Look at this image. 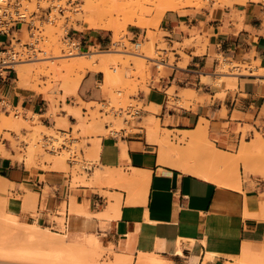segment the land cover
<instances>
[{
	"label": "crops",
	"instance_id": "obj_1",
	"mask_svg": "<svg viewBox=\"0 0 264 264\" xmlns=\"http://www.w3.org/2000/svg\"><path fill=\"white\" fill-rule=\"evenodd\" d=\"M129 33L132 43L140 37L139 42H143L146 37V30L130 29ZM67 35L79 43L80 52H88L89 46L110 48L112 41V32L101 28ZM158 36L157 44L166 45L161 49L166 57L159 60L165 65L162 69L153 65L147 89H139L133 97L142 104L140 117L129 121L128 128L118 134L97 136V162L90 172L98 169L106 175L94 176L93 185L76 188L77 201L84 203V208L99 213L111 202L118 204V214L101 215L107 219L101 227L100 218L88 217L85 208L87 213L74 224L86 234L96 233L102 247L132 255L134 262L141 251L147 254L146 261L152 254L165 264H264V0L239 1L215 9L211 5L199 9L187 5L167 10ZM220 58L248 64L247 72L226 74L227 78L217 83ZM103 78V72L88 70L76 93L60 102L62 111L56 117L67 116L70 124H76L77 117L68 114L64 105L72 111L80 107L84 113L83 103L102 102ZM187 89L194 93L186 98ZM1 99L12 108L21 107L37 115L32 124L35 127L53 128L57 123L48 114L50 103L45 93L19 86L17 69L0 81ZM148 116L158 119V138L166 137L174 144L184 132L204 133L202 137L210 146L230 155L247 144L238 159L203 162L217 179H226L229 167L234 168L235 175L238 165L239 187L233 185L234 178L223 184L213 176L176 165L177 154L162 151L160 143L148 141ZM104 127L107 129L106 124ZM19 129L22 136L33 130L25 126ZM10 134L18 139L16 132ZM3 144L0 176L14 184V195L27 191L37 194L39 218L48 223L50 213L71 194L69 176L45 161L32 159L27 164L24 140L21 150L9 139ZM86 146L90 148L92 142ZM179 146L185 148L186 141ZM119 170L124 177L115 174ZM46 187L49 190L45 194ZM100 203L97 209L95 205ZM10 204L13 214L32 219L22 201Z\"/></svg>",
	"mask_w": 264,
	"mask_h": 264
},
{
	"label": "rangeland",
	"instance_id": "obj_2",
	"mask_svg": "<svg viewBox=\"0 0 264 264\" xmlns=\"http://www.w3.org/2000/svg\"><path fill=\"white\" fill-rule=\"evenodd\" d=\"M134 1L142 2L144 0H130L129 2H134ZM150 1L151 2L153 1L155 4H157L158 2V0H150ZM181 1L182 4L177 10H179L180 8L183 9L184 6L187 5L194 6L197 9L211 5L213 9H215L218 6H223L225 4H232L234 2L245 1V0H190V4H186L185 0H181ZM84 3H85L84 0H30V1L26 0L24 2V7L27 9L28 13H31L32 11H36L37 13L34 17H32V20L34 21V24L36 25L37 29L33 32L34 36L33 38H31L30 33L27 32L23 26L24 29L20 37L21 43L33 42V47L31 46L29 48L28 46L26 49H24V50H28L31 55L30 58H25V61L27 60L29 61L30 59H33L36 56L40 57L41 55H50L52 50L51 48L50 49L48 48L55 44L57 45L60 52L63 54L80 52L77 49H71V47L68 45L67 33L70 35L72 34L73 31L81 32L82 30L85 29H91V28L95 29V27H88L86 21L82 16H81L82 18L76 17V15L81 14L79 12L82 11L79 8L81 7V4ZM154 3L146 2L144 4V6L147 7V9H151V13L149 15L147 14V18L149 17L151 18L154 14V12L152 11L153 8L155 7ZM51 5H53L51 7L52 8L51 13L46 14V11H48V9L50 8V7L48 8V6ZM76 7L78 8L76 9ZM59 10H62V13H60ZM70 15L71 17L73 16L74 17L71 18ZM120 22H122V19H120ZM159 24L160 21L156 25L149 27V29L141 28L137 26L133 27L131 24H128L126 26V30L125 29L121 30L119 35H120V40L122 39V41H120L119 42L120 44H118L119 49L128 50L132 52H137L138 50L141 51L143 54L146 53L154 57L138 58L123 53L122 51L118 52L117 54H114L113 57L115 61H113L114 63L112 62L111 65H115L117 63V65L120 66L121 69L123 70L119 73L120 75L117 76L115 81H113L108 85H104V84L101 85V89L103 91L102 102L98 103L94 101L90 103H83V106L86 108V111L84 113L81 111L80 107L78 108V110L72 111L69 108V106L67 109L65 108L66 105H64V108L67 109L68 112H71L72 114H74L73 112H76L79 114L80 117H77L78 120L77 123H79V121H82L83 123V126L80 128H78L76 124H70L67 120L68 119L67 116L64 118L56 117L62 111V109L59 107L60 102H64L65 98L68 96V95L63 96L60 90H58L59 88L58 80L56 79L65 76L66 70L58 71L56 70L55 66L54 68L52 67L53 69L51 68V66H46L44 70H49V69L50 70L45 72L43 70L42 72L44 73L37 74L35 73L36 71L34 70V72L31 73L25 84L20 82L21 79L20 77H18L19 86H26L29 87L30 89L38 90L41 92L46 90L48 96L46 95L45 92L43 93H45V96L48 97L46 99L50 103V111L48 114L54 116L57 123L53 128H47V127L43 128L42 126L35 127L32 124L36 121L37 115H33L31 112L25 111L21 107H18L16 109L17 111H19L18 116L14 115L15 113L14 109L8 108V111H3L0 109V114L6 115L8 117L6 126L0 130V148L1 149L4 148L3 140L9 139L11 140L13 147L19 148L21 150L22 140H24L27 143L26 154H25L27 164L32 159H35V160H39L41 163L44 161L47 163H51L52 167L63 170L66 176H69L70 178L67 181V184L69 186L68 189L70 190L71 194L68 193L66 197H64L61 204L58 207H56L54 211L50 213L49 215L50 220L48 223H46L44 222V220L39 218V214L37 211V204H38L37 194L33 196V199L31 201L27 199L28 197L27 194H29L28 191L25 193V195H19V194L14 195L11 192V189H13L14 184L9 182L11 185L7 186V189L0 191V194L3 195L0 196V249L3 248L2 249L3 254L1 253L2 251L0 250V264H61V263L67 264L66 263L67 261L55 262L54 259L44 258V257L41 258L42 256H37V258H30L28 253L32 255L31 253L33 252H31L30 250L32 249L34 250V245H32L30 242H29L30 244L27 243L28 241H30L29 239H27L29 238L26 232L28 231V229L27 228L24 229V227H22V225L19 223L23 221H29V222L37 221V223L43 228L47 227L51 231L62 233L60 231L61 229L58 227L57 216L62 215L61 212L65 209L66 205H68V203L72 198L77 200V196L75 195L77 186L94 184V175L93 172H90V169L97 162L96 160L97 154L95 155V157L89 156V150L94 145L93 141L96 140V138H99L97 137L99 135H108L111 129H115L119 131L120 128H128V126L123 122V117L129 118L125 116L128 105H133L134 107L142 106L141 102L137 101L136 99H133V97L137 96L139 89H145V90L147 89L146 85L150 79L151 67L156 64V60H161L166 57V54L161 51L162 48H166V45L164 43L157 44V41L159 39L158 36ZM130 29L131 30L140 29L141 31L146 30V37L143 40V43H145V41L152 40L153 43L152 48L145 44L136 47L135 44H133L129 39ZM148 32L150 34V37L147 36ZM0 39L2 41H6L7 37L5 35H2L0 36ZM35 39L37 40V42L34 41ZM137 39L139 42L141 40V37ZM199 39L200 37L197 36V40ZM19 45L20 44L18 43L16 44V49H20ZM96 49L99 50L98 48ZM107 49L109 48H102V50H107ZM43 51H45L46 53H40ZM170 55L172 56V54ZM229 62H232V60L230 61V59L220 58L219 70L221 71L220 66H222V64L225 63L228 66L226 68L227 73L237 74L239 71H244V69H246L249 66L246 63L233 61L235 66L232 67V65ZM15 68H17V65L15 66ZM159 68L162 69L163 65H161ZM125 71L128 74L127 76H124ZM86 72L87 70L85 71V73ZM80 73H82V71ZM71 74L73 75L74 72ZM72 75H69V77H72ZM225 79L226 77H223L217 79L216 81L217 83H220ZM75 93L76 92H72L69 95ZM169 95H170L169 98L170 101H173L172 98L173 93L171 90H169ZM118 109L122 110L121 114L117 113ZM150 110L155 111L154 108H150ZM31 116H32V120L29 119ZM24 117L26 118V120L23 119ZM15 119L19 120V122L14 125L12 123L14 122L13 120ZM106 123L110 124L108 129H105L104 127ZM23 126L27 127L28 129L32 127L33 130L27 135L22 136L19 128ZM145 126L147 130L149 129V127L153 126L155 127L156 131H158L159 130L158 119L155 120L153 116L146 117ZM69 128H72L71 132H69ZM10 132H16L18 139L11 136ZM91 136L96 138L90 139ZM88 142H92V146L90 148L86 146ZM61 151L63 152L64 156L62 159H58L57 155ZM239 154H240V150L238 151L237 154L234 155L235 159L239 158ZM253 157L255 158V156ZM235 171L239 173L238 165L235 166ZM105 183L107 184V182ZM48 190L49 188L46 187L44 189V193L46 194ZM101 193L106 196L109 195L107 191H102ZM11 201H18V202L22 201L24 207H26L27 210L31 211L32 219H27V220L25 218L22 219L19 216L13 214L12 209L9 207L11 205L10 204ZM101 204L102 203H100L99 205H95L97 209L98 207L101 208L102 206ZM44 208H45V204L43 203L41 205V209L43 210ZM85 208L88 211V215H87L88 217H92V216L98 217L101 220L100 226L103 227L105 225L104 222L107 221V219L99 215L97 212H94L93 210L89 211L86 206ZM25 234L27 237L25 236ZM96 236L98 235L96 234ZM42 249H44V252H46L47 249L50 248L47 247L44 248L42 246ZM4 250L6 253H4ZM11 250L14 251L17 250V253L19 254L21 253L20 254L21 256L20 255H18V257H16L17 255H15V257L7 256L6 254L8 252H11ZM36 250H40V249L36 248ZM26 251H28V253L24 254L23 252ZM52 252L55 253V251ZM98 252H99L98 254L99 264H105L106 260H108V258L112 254L111 250H108L104 247H101L98 250ZM87 254H88V250L86 247L83 250L84 258H86ZM83 262H84L83 264H89L85 261ZM73 264H78V263H73ZM130 264H138V262L137 261L134 262L132 257Z\"/></svg>",
	"mask_w": 264,
	"mask_h": 264
},
{
	"label": "bare ground",
	"instance_id": "obj_3",
	"mask_svg": "<svg viewBox=\"0 0 264 264\" xmlns=\"http://www.w3.org/2000/svg\"><path fill=\"white\" fill-rule=\"evenodd\" d=\"M129 1L128 0L127 1L126 0H84L85 3L81 4V7L79 8L82 12H79L81 14L76 15V17L77 18L83 17L88 27L107 29L111 31L112 41H110L111 42L110 48L107 50H97L95 47L89 46L90 50L88 52L63 54L60 52L57 45L55 44L48 48V49L51 48L52 50L50 55H41L40 57L36 56L35 58L30 59L29 61L27 60L25 62H21L17 64L16 69H17L18 77H20L21 79L20 82L25 84L29 76L31 75V73L34 72V70L36 71L35 73L37 74L44 73L45 71L50 70V69L44 70L46 66H51V68L52 67L54 68L55 66L56 70L58 71L66 70V75L56 80H58V86H59L58 90H60L63 96H67L72 92H76V89L79 86V83L86 70L103 72L104 78H103L102 84L104 85H108L112 83L113 81H115V79L117 78L118 75H120L119 73L123 69H121V67L118 66L117 63L115 65H111V64L113 61H115L113 55L117 54L120 51H122L123 53L129 54V55H132L134 57H138V58H144V57L153 58L154 56L152 57L151 55L146 54V53L143 54L141 51H138V50L137 52H132L128 50L119 49L118 44H120L119 42L122 41V39L120 40V35H119L121 30L122 29L126 30V26L128 24H131L133 27L137 26V27L149 29V27L156 25L161 20L163 14L167 10H177L181 6L182 1L181 0H158L157 4H155L153 1L151 2L150 0H144L142 2H139V1L129 2ZM185 1H186V4H190V0H185ZM146 2L155 4V7L152 10L154 14L151 18L150 17L147 18V14L149 15L151 13V9H147V7L144 6ZM77 8L78 7H76V9ZM120 19H122V22H120ZM147 36L150 37L149 32ZM144 44L152 48L153 43H152V40L145 41V43L140 42L141 46ZM40 53H46V52L43 51ZM233 61L229 62L232 65V67L235 66ZM156 64L158 65V67H160L164 63L162 64L159 60H156ZM227 67L228 66L225 63L222 64V66H220L221 76H219V78H223V77L227 78L226 74H229L226 72ZM250 69H252V67ZM43 70L44 72H42ZM81 71L82 73H80ZM73 72L74 74L72 75L71 73ZM243 72H247L246 69H244ZM69 75H72V77H69ZM127 75L128 74L125 71L124 76H127ZM43 92L46 93V90H44ZM184 93H185L184 96L187 98L188 96H192L194 92L192 90L187 89L185 90ZM46 95L48 96V93H46ZM47 96L46 98H48ZM65 108L68 109V106H65ZM68 113H71V112H68ZM73 113L75 117H80L78 113L76 112H73ZM23 119L26 120L25 117ZM203 120L204 119L201 118L200 121H203ZM7 121H8V117L6 115L0 114V130L6 126ZM13 121L14 122L12 124L14 125L19 122V120H16V119ZM76 126L78 128L82 127L83 126L82 121H79V123H76ZM42 127L45 128L44 126ZM157 132L158 131H156L155 127L153 126L149 127V129L147 130L148 141L160 143L162 151L163 149H165V151L169 153L177 154L178 161L175 162L176 165H178L179 167L187 171H193L203 176H213V178H215L216 180H218V182L223 183V184L230 183L231 182L230 180L234 178L235 182L233 185L235 187H239L240 183L238 179L239 178L238 172L235 171V175H233V172H234L233 167H229V170H228L229 174L227 177L228 179L227 178L217 179L215 175L210 171V169L204 168L203 162L205 161H210L214 163H217V162L226 163L234 157V155L232 156L230 154L222 153L220 151L215 150L212 146H210L207 143L205 136L202 137L204 133H202L203 135L201 134L202 136H200V135L195 134V132H184L183 135L178 138V143L174 144L173 140L170 141L166 137L161 138V139L158 138L160 133L157 134ZM99 141H100V138H96V140L93 141L94 145L89 150V156L95 157V155L97 154V148L99 146ZM184 141H186V147L181 148V146H179V142H184ZM246 147H247V144L244 143L240 149L239 155L244 153ZM63 156H64L63 152L61 151L58 153L57 158L62 159ZM190 161L193 164H191ZM199 163L201 164V167L196 166ZM245 167L247 168V165H245ZM93 174L94 176H97V177L99 175H106L105 173L101 174V172H99L98 169H95ZM115 174H117L119 177H124L125 175V173L121 172V170H119V172ZM9 185L11 184L9 183L7 178L0 176V190L7 189V186ZM29 195L34 196L35 194H32V193L27 194L28 196L27 199L31 201L32 198H30ZM111 210L113 211V213L110 215L108 211H111ZM85 213L87 212L85 211L83 204L78 202L74 198H72L70 202L68 203V205H66L65 209L61 212L62 215L57 216L58 227L61 229L60 231L62 233L51 231L47 227L43 228L37 223V221L20 222L19 224H21L22 227H24V229L26 228L28 229V231L26 232L29 238L27 239H29L30 241H28L27 243L28 244L31 243L32 245H34V250L33 249H32L33 251L30 250L31 252H33L31 253L32 255H30L28 251L23 252V253L24 254L28 253L30 258H37V256H42L41 258L44 257V258L54 259L55 262L56 261L58 262L67 261L66 262L67 264L69 263L70 264H73V263L83 264L84 263L83 261L89 264H99L98 250L102 247L99 237L93 233L86 234L83 231V229L79 228L78 225L74 224L75 223L74 221L78 220L79 217ZM98 214L108 216V217L112 215H117L118 214V204L108 202L106 208L102 210L101 212H99ZM42 246L44 248L47 247L50 249H47L48 252L46 250H45L46 252H44V249H42ZM84 247L85 248L87 247V250H88V254L86 258H84L83 256V250L85 249ZM36 248H39L41 251L36 250ZM2 249L0 250L2 251ZM52 251H55V253ZM1 253L3 254V251ZM4 253H6L5 250H4ZM20 254L17 253V250L16 251L11 250V252H8L6 255L14 256V257L15 255H17L16 257H18V255ZM112 255H113L112 257L110 256L108 260H106L105 264H130V261L132 259V255H128L122 252L112 251ZM144 255H147V254L139 251L138 260H137L138 264H165V263H161L160 259L162 258L158 259L156 256H153L152 254L149 260L146 261L144 259ZM23 256H26V255H23ZM224 264H252V263H224ZM254 264H258V263H254Z\"/></svg>",
	"mask_w": 264,
	"mask_h": 264
},
{
	"label": "built area",
	"instance_id": "obj_4",
	"mask_svg": "<svg viewBox=\"0 0 264 264\" xmlns=\"http://www.w3.org/2000/svg\"><path fill=\"white\" fill-rule=\"evenodd\" d=\"M26 0H0V36L5 35L7 37L6 41L0 39V81L6 79L7 76H10V72L16 70L15 66L21 62L25 61V58H30L31 55L26 49L33 47V42H24L21 43V34L23 29L30 33V37L33 38L34 31L37 29L32 17L37 13L32 11L28 13L27 9L24 7V2ZM30 1V0H27ZM48 6L49 11H46V14H50L52 7ZM56 7V6H55ZM62 13V10H59ZM24 26V28H23ZM37 42V40H34ZM68 45L71 49L79 50V43L70 37L67 36ZM20 44V49H16V44ZM136 47L140 45V42H133ZM8 108L14 109L15 116H18L19 111L5 100H0V109L3 111H8ZM140 107H134L133 105H128L126 109V115L129 118L123 117V122L128 126L129 121L134 120L140 117ZM117 113L121 114L122 110H117ZM107 129L110 124L106 123ZM126 128H120V130ZM119 131L111 129L109 134H118Z\"/></svg>",
	"mask_w": 264,
	"mask_h": 264
}]
</instances>
